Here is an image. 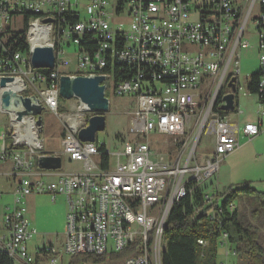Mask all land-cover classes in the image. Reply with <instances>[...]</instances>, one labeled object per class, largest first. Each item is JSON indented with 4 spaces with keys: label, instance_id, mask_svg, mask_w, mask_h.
I'll use <instances>...</instances> for the list:
<instances>
[{
    "label": "built area",
    "instance_id": "1",
    "mask_svg": "<svg viewBox=\"0 0 264 264\" xmlns=\"http://www.w3.org/2000/svg\"><path fill=\"white\" fill-rule=\"evenodd\" d=\"M81 1L0 0V112L10 120L0 137V177L14 185L0 226V252L13 264H72L79 256L96 259L77 264H163L167 224L178 207L194 223L215 225L218 247L229 250L223 226L237 207L225 206L227 198L220 204V195L206 186L236 152L240 136L262 132L264 0ZM250 26L260 53L259 123L240 127L214 109L225 89L223 96L232 93V79L241 89L240 54L250 48ZM36 44L53 46L54 71L33 67ZM71 46L77 52L69 59ZM62 76L105 77L115 98L131 100V138L122 152L79 140L94 114L78 100L73 113L59 114ZM3 78L18 79L10 90L36 97L44 112L58 117L65 130L62 156L81 163V172L38 168L44 140L37 117L19 120L2 110ZM7 137L13 138L9 148ZM203 139L213 151L200 163ZM32 196L64 197L68 206L63 244L40 245L36 256L27 249L38 235L27 217ZM198 245L207 249L211 242L200 239Z\"/></svg>",
    "mask_w": 264,
    "mask_h": 264
},
{
    "label": "rangeland",
    "instance_id": "2",
    "mask_svg": "<svg viewBox=\"0 0 264 264\" xmlns=\"http://www.w3.org/2000/svg\"><path fill=\"white\" fill-rule=\"evenodd\" d=\"M82 4H88V1L82 0ZM22 26L18 30H22ZM246 39L249 41L250 48L242 51L240 54L241 74L239 77L240 91L237 99L239 107L236 112L229 113L227 121L239 124L243 127L247 123L256 124L259 118L260 107L256 104L257 95L250 94L247 90L248 82L252 75L258 74L260 70L258 37L253 28L250 26ZM75 47H67L66 53L69 59L76 54ZM107 98L110 101V109L104 114L106 118V129L98 133L96 144H105L107 149L113 153L122 152L124 142L131 138L130 117L128 116L131 109V100L117 99L113 96L112 88L107 90ZM77 105V100H65L60 98L59 114L73 113ZM9 116L0 112V137L9 128ZM65 130L61 125L58 117L48 112L43 113V131L41 138L44 140L43 154H54L61 156L62 168L61 174H74L82 171L83 165L79 162H71L67 157L62 156L61 139ZM207 139H203L197 150L200 163H203L213 151ZM1 143V140H0ZM13 143V138H6V145L9 148ZM240 146V147H239ZM239 146L236 152L226 158L221 163L218 175L208 184V192L220 195V204H222L231 192L249 188L259 194H264V126L259 136L253 139H239ZM166 151V148L165 150ZM52 180H56L52 179ZM14 185L3 177H0V193L3 194L0 199V226L5 214V209L12 205V191ZM64 197L52 201L48 196L38 198H29L27 201V217L32 227L36 229L38 235L29 244V253L32 256L38 252L37 246L41 244H52L61 247L65 239L66 216L68 212L67 201ZM237 213L242 223L250 226L257 233L258 242L264 248V211L260 207L259 201L253 195H240L235 201ZM211 241L212 246L218 249L219 264H249L248 259L242 255H233L232 250L219 248L217 240ZM207 255L209 248L202 249ZM229 253V255H227Z\"/></svg>",
    "mask_w": 264,
    "mask_h": 264
},
{
    "label": "trees",
    "instance_id": "3",
    "mask_svg": "<svg viewBox=\"0 0 264 264\" xmlns=\"http://www.w3.org/2000/svg\"><path fill=\"white\" fill-rule=\"evenodd\" d=\"M28 20V18H27ZM24 35V32L22 33ZM21 49L25 48L24 42L21 41L18 45ZM50 72V71H44ZM260 75H252L247 90L250 94H258V83ZM226 93V89L219 97L218 103L215 107V112L220 113L222 116H228L229 114L220 111L219 107L222 102L223 95ZM238 92L235 97V111L239 107ZM253 195L260 203L261 209L264 211V194H259L249 188H242L230 193L226 201L225 206L235 203L236 199L240 195ZM187 214H190V207L187 206ZM225 232L229 236V245L231 253H236V256H245L249 264H264V248L259 244L257 233L251 229L250 226H246L241 222L238 213H236L224 224ZM165 237L167 241V250L163 257V264H219L218 261V249L214 245H210L208 254L201 258L200 247L198 240H218V232L215 225L210 224H198L190 221L188 216H185L182 207L174 208L167 224ZM211 242V241H210ZM124 257H119L122 259ZM96 257L79 256L74 259L72 264L81 262H87L94 260ZM0 264H13L10 258L0 252Z\"/></svg>",
    "mask_w": 264,
    "mask_h": 264
},
{
    "label": "water",
    "instance_id": "4",
    "mask_svg": "<svg viewBox=\"0 0 264 264\" xmlns=\"http://www.w3.org/2000/svg\"><path fill=\"white\" fill-rule=\"evenodd\" d=\"M50 22L51 20H45V23ZM32 53V65L35 69L55 70L56 58L53 46L36 44ZM18 82L19 80L14 78L1 80V87L7 88L2 95V110L16 113L19 120L30 115L37 117L38 132L41 135L44 109L36 97L24 98L9 89L10 86ZM107 87L108 82L105 77H61L60 97L65 100L76 99L83 106L85 112L94 114L89 120L88 127L78 134L82 143L94 144L97 134L106 129L104 114L110 109V101L106 94ZM227 88L231 89L232 93L223 96L219 109L221 112L229 114L235 111L236 79H232L227 84ZM37 165L42 171L56 172L62 168V158L57 155L42 154L37 159Z\"/></svg>",
    "mask_w": 264,
    "mask_h": 264
},
{
    "label": "crops",
    "instance_id": "5",
    "mask_svg": "<svg viewBox=\"0 0 264 264\" xmlns=\"http://www.w3.org/2000/svg\"><path fill=\"white\" fill-rule=\"evenodd\" d=\"M256 104H259V103H258V99L256 100ZM258 123H259V118H258L256 124H258ZM233 124H235V125H239V124H236V123H233ZM247 124H254V123H247ZM245 125H246V124H245ZM239 126H240V125H239ZM263 126H264V120H263ZM241 137H242V138H245L244 136H240V138H241ZM240 138H239V139H240ZM245 139H247V138H245ZM61 140H62V139H61ZM239 147H240V146H239ZM47 154H48V155H54V154H50V153H47ZM232 155H233V154H232ZM233 156H234V155H233ZM227 158H228V157H227ZM225 160H226V159H225ZM7 169H8V168H5V171H8ZM60 174H61V173H60ZM3 178H5V177H3ZM55 178H56V177H52L51 180H52V179H55ZM38 197H40V196H32L31 198H38ZM60 198H61V197H59L58 199H60ZM58 199H57V200H58ZM65 202H66V201H65ZM67 213H68V212H67ZM30 223H31V222H30ZM31 227H32V224H31ZM32 228H33V227H32ZM0 236H3V233L0 232ZM33 240H34V239H33ZM33 240H32V241H33ZM30 243H31V241H30V242L28 243V245H27V249H28V251H29V244H30ZM41 245H44V244H41ZM38 247H39V246L36 247V250L38 249ZM36 254H37V253H36ZM36 254H35V255H36ZM18 264H22V263H21V262H18ZM37 264H42V261L39 260V262H38Z\"/></svg>",
    "mask_w": 264,
    "mask_h": 264
}]
</instances>
